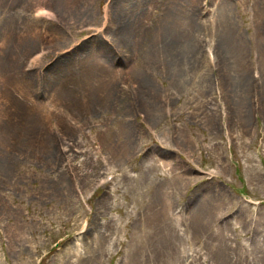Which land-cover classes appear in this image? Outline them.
<instances>
[{
  "label": "rangeland",
  "instance_id": "rangeland-1",
  "mask_svg": "<svg viewBox=\"0 0 264 264\" xmlns=\"http://www.w3.org/2000/svg\"><path fill=\"white\" fill-rule=\"evenodd\" d=\"M0 264H264V0H0Z\"/></svg>",
  "mask_w": 264,
  "mask_h": 264
},
{
  "label": "bare ground",
  "instance_id": "bare-ground-1",
  "mask_svg": "<svg viewBox=\"0 0 264 264\" xmlns=\"http://www.w3.org/2000/svg\"><path fill=\"white\" fill-rule=\"evenodd\" d=\"M119 6H116L115 8H114V10H113V12H112V14H114L115 15V18L116 17H118V16H120L117 12H116V10H117V8H118ZM42 9H44V8H40V10H42ZM42 14L44 13V11H42L41 12ZM127 15L126 16H128V13H126ZM195 14V13H194ZM43 15H45V14H43ZM192 15V16H191ZM190 16H188L189 17V19L190 20H192V21H194L193 19H192V17H194V15L193 14H191ZM172 16L173 17H176V19L178 20V25H180L179 23H180V21H182L183 20V18H182V16L181 15H178V14H176V15H173L172 14ZM107 19V18H106ZM113 19H114V17H113ZM181 19V20H180ZM177 20H175V21H177ZM113 21V20H112ZM192 21H190V23H193ZM190 26H194V24H191ZM160 29H162V31L160 32V36H158V37H156V39L157 40H159L160 42L159 43H162V44H164V45H162V50H164V52L165 53H167L166 55H164L163 56V58L164 57H166L167 55H169V54H173L172 53V50L174 49V47L172 46V45H174V41H175V39H173V38H171V36H170V30H169V27H162V28H160ZM104 33H106V30H105V32ZM94 35H98V34H94ZM138 35L136 36V40H138ZM133 38V37H132ZM134 40V39H133ZM150 42H152V40L151 41H149V43L146 41L145 43H146V45H143V44H141V52H145V54L147 55V54H150L151 55V43ZM171 43V45H169L168 43ZM105 44H107V42L105 43ZM166 44H168V45H166ZM104 46V45H103ZM149 47H150V49H149ZM113 48V47H112ZM104 49H105V52H106V55H103V57H105V58H102L103 60H106V58H107V56L108 57H110V55L114 52L113 50H114V48L113 49H111L110 47L108 48L107 46L106 47H104ZM134 49V48H133ZM73 51L75 50V49H72ZM132 51H134V50H132ZM75 52V51H74ZM135 52H137V50H135L134 52H132V54L134 55V53ZM138 52H140V49H138ZM185 54L186 55H189L190 54V49L189 48H187V50H186V48H185ZM216 52V50H214V52H213V54ZM153 53H154V51H153ZM157 54V53H156ZM192 54H194V51L192 52ZM140 56H141V53H140ZM214 56H215V54H214ZM114 58V57H113ZM141 58H142V56H141ZM121 60H124V59H121ZM121 60H119V64H121L122 66L124 65L123 63H121ZM215 61L216 62H218V60H217V55L215 56ZM73 63V61H68L67 63H66V65L68 64V63ZM83 63L81 64V65H79V66H77V64H73L72 66H74L76 69L78 68L79 69V72L80 73H86V74H94L95 75V77H97V76H99V73H102V74H105L106 73V65H104L105 63H103L102 64V69H100L99 70V72L98 73H96V72H94V63L92 62L91 64H92V66L91 65H89V64H87L88 63V60H87V58H84V61H82ZM106 62V61H105ZM112 62H113V59H112ZM166 62V61H165ZM114 64V63H113ZM195 65L193 64V67H194ZM125 67H127L128 69L127 70H129V68H130V70H131V63L130 64H128L127 65V63L125 64ZM139 64H136L135 63V69H139ZM91 68V69H90ZM85 69H90V70H86L85 71ZM69 70L70 71H73V70H71L70 68H69ZM127 70H125V71H123L124 73H128V71ZM137 71V70H136ZM98 78H100V79H102L101 78V76H99ZM240 81H241V84H243V82H244V84L246 83V81L247 80H244L243 78H240ZM24 86V84L23 83H19L17 86ZM20 86V87H21ZM136 86L137 85H135L134 87H133V92H135L134 90H136ZM252 92H253V90H252ZM138 93V92H137ZM251 96H253V94H251ZM100 97V96H99ZM134 99H135V101L138 103V105H140V106H142V105H144V104H146V102L147 101H142V100H140L139 98H135L134 97ZM142 102V103H141ZM260 104H261V101H260ZM142 111V110H141ZM184 135H182V137H183ZM132 139V138H131ZM171 154H174V153H171ZM181 168V167H180ZM172 169L173 170H175V169H178V168H173L172 167ZM172 170V171H173ZM224 209H228V208H224ZM223 210V209H222Z\"/></svg>",
  "mask_w": 264,
  "mask_h": 264
}]
</instances>
